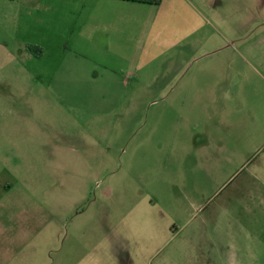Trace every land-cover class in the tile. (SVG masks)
Masks as SVG:
<instances>
[{"label":"rangeland","instance_id":"obj_1","mask_svg":"<svg viewBox=\"0 0 264 264\" xmlns=\"http://www.w3.org/2000/svg\"><path fill=\"white\" fill-rule=\"evenodd\" d=\"M158 1L166 28L108 67L55 47L29 0H0V264H264L259 200L227 204L263 156L222 154L221 111L191 109L220 110L194 89L235 88L234 72L264 90L245 52L264 0ZM173 1L201 21L196 44H175ZM222 235L245 253L220 255Z\"/></svg>","mask_w":264,"mask_h":264},{"label":"crops","instance_id":"obj_2","mask_svg":"<svg viewBox=\"0 0 264 264\" xmlns=\"http://www.w3.org/2000/svg\"><path fill=\"white\" fill-rule=\"evenodd\" d=\"M29 1L30 10L43 13L37 17V21L40 25L46 26L48 36L57 35L54 40L55 47L65 50V53L71 54L75 58L90 57L108 67L124 62L128 63L131 61L130 58L134 59L135 54L132 51L134 45L137 46L138 53L143 52L141 48L144 47L146 41L150 40L151 33L159 27V24L161 23L166 28L165 24H162L166 19L163 15L160 16L159 21L157 20L159 17L158 7L145 3L128 0H76L75 6L71 9L69 0ZM172 3V10L175 13L172 18L175 44L181 45L188 42L196 44L197 33L203 28L201 21L191 9H182L180 1ZM43 7L44 11L41 12ZM162 14L167 15L165 12ZM209 44L212 42L209 41ZM252 44L251 42L245 43V46L252 45L246 47L247 59L252 60L256 75L264 80V40ZM203 45H207V42H204ZM197 76L198 74L194 78L196 81L198 80ZM235 76L239 79L235 88V82L228 83L222 79L220 89L213 87L194 89L195 95L221 97L220 110L216 109L215 105H205L199 108L196 104L191 109L195 113L202 111L207 115L212 113L213 116L221 111L217 127L220 128L222 135L220 146L222 154L227 156L234 154L233 156H238L241 159L249 156L256 158L263 156L260 164L252 170L251 182L245 179L238 183L234 190L237 193L236 202L232 200L233 197L228 196L230 200L227 204L233 203L246 212L253 202L255 208H258L257 199L259 200V209H262L261 211L264 213V97L259 100L264 95V90L248 91L241 83L247 80L252 85L256 79L252 77L250 79L240 71L229 74V77ZM203 79L201 78L202 81ZM204 85L207 86V84ZM190 91L192 92V89ZM197 121L195 132H197L198 139H207L208 142L213 133L212 130L206 129L207 123L203 125L199 119ZM246 193L250 198L248 201H246ZM232 219V225L238 224V227L243 225L238 220L243 219L242 217L233 216ZM235 219H237L236 222ZM224 222L222 232L230 224L229 219ZM176 234L177 232L174 235ZM240 236L239 234V238ZM216 241L220 255L228 256L237 253V256H240L245 253L244 247L229 245L226 235H222Z\"/></svg>","mask_w":264,"mask_h":264},{"label":"trees","instance_id":"obj_3","mask_svg":"<svg viewBox=\"0 0 264 264\" xmlns=\"http://www.w3.org/2000/svg\"><path fill=\"white\" fill-rule=\"evenodd\" d=\"M128 1H135V2H142V3H146V2H154V3H158V0H128Z\"/></svg>","mask_w":264,"mask_h":264}]
</instances>
